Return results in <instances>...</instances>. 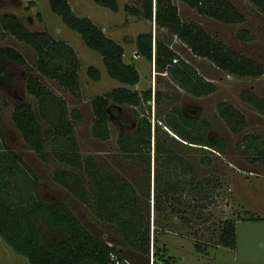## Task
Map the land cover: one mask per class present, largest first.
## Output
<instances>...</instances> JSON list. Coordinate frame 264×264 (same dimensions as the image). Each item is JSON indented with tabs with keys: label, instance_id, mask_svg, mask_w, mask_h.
<instances>
[{
	"label": "trees",
	"instance_id": "16d2710c",
	"mask_svg": "<svg viewBox=\"0 0 264 264\" xmlns=\"http://www.w3.org/2000/svg\"><path fill=\"white\" fill-rule=\"evenodd\" d=\"M95 1L114 10L119 7L118 0ZM183 1L200 13L224 21L243 19L242 12L231 0ZM251 1L264 11V0ZM48 2L65 23L80 32L88 46L100 52L107 73L121 82L104 92L91 95L89 99L93 112L90 131L99 139L107 138L109 135L106 111L108 98L118 102L139 103L143 97L149 94V89H144L139 94L138 90L127 85L134 84L139 78V73L132 61L124 60L123 46L119 41L108 35L88 15L75 14L68 0H48ZM140 4L143 16L151 18L152 0H140ZM123 7L135 14L140 12L137 6L126 2ZM153 17L157 26H165L168 30L176 33L189 45L192 52L210 58L222 68L251 75L260 74L263 71L261 62L239 53L224 43L221 38L212 35L198 20L182 19L174 0H154ZM0 24L31 45L35 51L34 61L24 75V85L27 91L35 96L36 105L34 106L30 99L25 98L16 102L10 111L11 119L24 142L40 158L56 160L57 164L51 174L52 180L61 185L74 199L87 205L94 219L105 223L128 245L147 253L150 229L146 216L148 215V203L145 204L143 200L149 195L152 159L151 136L153 144L152 178L157 182H159L161 173L154 171L155 165L158 167V165L172 161L174 166L180 167L179 169L184 172L193 170L194 165L191 158L170 144L171 139L178 141L179 139L174 138L173 135L167 137L158 132L162 122H158V118L157 121L154 120L151 123L149 114L146 112L138 117L133 129H118L117 147L111 151V154L116 157L129 158L132 163H136L141 173L139 177L137 174L134 175L135 172L130 175L126 174L121 163L110 158L107 154L82 153L73 128L74 119L81 116L79 109L75 106L68 109L65 98L54 92L40 76L42 74L50 77L60 86L73 93H78L80 61L75 48L68 41L55 38L45 28L32 29L28 27L21 16L11 10L0 12ZM134 38L135 51L152 60L151 29L137 32ZM175 53L176 51L169 46L166 40L157 35L154 36V62L159 67L158 69H163L165 63ZM6 60L24 63L25 58L14 45L0 43V83L8 85L12 80V72L6 68ZM170 70L173 74H178L180 83L188 86L193 93L200 94L213 87L209 79L202 77L184 59L174 63ZM193 72L195 76L191 80L190 74ZM87 73L93 78H98L100 71L96 65L90 63L87 66ZM246 90L248 89H241L240 96L264 112V96H258ZM158 93L159 91H156V99L159 97ZM52 102L57 106L56 112L47 107ZM217 109L231 128L238 129L243 126L245 121L243 113L228 100H220L217 103ZM201 118L203 119V117L188 116L179 106L174 105L167 114L164 124L173 129L181 138L191 142L184 141L186 146L198 145L218 148L222 145V138H215L209 134L207 138H204L203 132L207 130L208 122L205 118L202 122ZM189 132L192 133L189 135ZM3 136L0 126V221L8 219L9 222L11 219L13 228L15 223L19 229L22 228L21 235L23 237L19 240L15 239L18 231L12 235L5 234L3 231L1 233L14 248L27 254L33 264H107L109 252L112 250L122 258L115 264H141L128 260L122 254L120 244L109 242L105 237L95 234L74 211L67 197L49 196L52 199H44L36 188L38 176L35 170L21 152L5 141L3 142ZM263 139H260L261 144L264 143ZM260 150L262 149L260 148ZM17 165L24 171H27L26 168L30 169L29 179L31 181L23 179L20 174L17 182L18 191L15 192V188H13L14 193L17 194H12L10 190L16 185L15 180L13 183L11 182L12 185L8 186L2 179L5 172L8 171L7 167H10V170L14 172L13 168ZM137 184L143 185V192L139 190ZM180 185L181 181L178 178L165 177L163 186L156 187L153 192L154 207H164L165 203L161 201V196L170 191L173 201H168L167 205L170 209L182 211L179 202L183 201L186 203L185 205L190 202L184 201L181 195L176 192ZM19 187H23V189H19ZM172 192L176 193L172 194ZM127 203L129 207H127ZM109 207L111 211H108ZM116 208L117 213H112ZM182 217L183 220H188L189 216L183 215ZM233 232L232 219L230 217L222 218L216 234V241L232 243ZM152 239V243H154L156 240L154 228ZM194 243L197 248L202 247L199 239L194 240ZM165 247L164 244L156 246L153 252L158 250L163 252ZM163 261L171 264L175 260L171 254L167 253Z\"/></svg>",
	"mask_w": 264,
	"mask_h": 264
},
{
	"label": "rangeland",
	"instance_id": "374dc122",
	"mask_svg": "<svg viewBox=\"0 0 264 264\" xmlns=\"http://www.w3.org/2000/svg\"><path fill=\"white\" fill-rule=\"evenodd\" d=\"M174 1L182 19L198 20L212 35L221 38L224 43L239 53L261 62L263 71L256 75L240 74L222 68L206 56L192 52L189 45L176 33L165 26L155 24L154 0H152L151 18L143 16L140 0H118L119 7L115 10L95 0H68L75 14L88 15L108 35L122 44L124 60L132 61L139 73L138 80L130 85L138 88L150 86V99L143 97L137 109L147 112L149 108L151 123L153 121L152 92L155 89L159 91V97L154 102L155 121L159 118L158 122L165 123V118L172 106L177 105L186 115L203 117L207 120L208 127L203 132L204 138H207L208 134L215 138H222V145L218 148L198 145L189 147L184 144L185 139H180L177 133L176 137L160 123L158 132L167 137L173 135L174 138H178L179 141L170 138L172 142L169 143L177 147L176 149H180L181 153L188 155L194 167L192 171L184 172L179 169L180 167L174 166L172 161L163 165L160 163L158 167L155 165L154 171L161 173L159 182H157L152 178L153 160L151 159L149 195L143 200L145 204L148 203V215L146 216L150 229L147 253L128 245L105 223L94 219L87 205L74 199L61 185L52 180L51 174L57 164L56 160L40 158L24 142L11 119L10 111L15 102L24 98L30 99L34 106L36 105L35 96L27 91L24 85V75L34 61L35 51L31 45L0 24V43L14 45L25 58L24 63L15 60L5 61L6 68L12 72V80L8 85L0 83V126L4 134L3 142L5 141L21 152L35 170L38 176L37 191L42 197H67L74 211L88 227L109 242L120 244L121 252L128 260L149 264L153 259V263L157 264L164 262V256L168 253L175 260L171 264H264V143L260 142V139L264 138V112L244 100L239 93L241 89L246 88L248 89L246 91L264 96V11L251 0H231L242 12L243 19L224 21L198 12L183 0ZM125 2L137 6L140 12L135 14L126 10L123 7ZM6 10L16 12L30 28H45L55 38L66 40L75 48L80 59L78 93H73L60 86L50 77L42 74L40 76L54 92L65 98L68 109L73 106L79 109L81 116L74 119L73 128L80 151L107 154L121 163L126 174L130 175L135 172L134 175L137 174L139 177L141 173L136 163H132L129 158L116 157L111 154V151L117 147L118 128L125 127V123L119 121L118 116L110 114L107 138L99 139L90 131V121L93 116L90 96L104 92L120 83L118 79L107 73L100 52L88 46L80 32L65 23L61 16L51 8L48 0H0V12ZM150 27L152 53L154 51L153 38L157 35L173 47L179 60L185 57L191 68L193 66L197 73L212 82L211 90L200 94L193 93L188 86L180 83L178 74L172 73L170 68L173 64L164 69L155 68V76H153L149 58L141 53H135L134 38L137 32ZM90 63L99 68L98 78H93L87 73V66ZM32 69H34L33 66ZM190 75L193 80L194 72ZM153 77H155L154 82ZM220 100H228L243 113L245 121L241 128H231L220 115L217 109V103ZM47 107L53 112L57 111V106L53 102ZM131 108L134 107L123 104L121 110L130 112ZM123 111L122 114H124ZM127 116L130 117V115ZM203 119L202 122H204ZM131 126L132 121H129L127 127ZM170 130L173 131V129ZM191 133L189 132V135ZM150 148L152 150V136ZM7 169L2 181L9 186L15 180L16 185L11 188L10 193L17 194L14 193L13 188L15 192L18 191L19 175L21 174L23 179L30 182V169L26 168L27 171H24L19 165L14 166V172L10 170V167ZM167 176L172 179L173 177L178 178L181 181L180 188L176 192L184 201L190 202L188 205H185L183 201L179 202L182 211L170 209L167 205L168 201H173L170 191L161 196V201L165 203L164 207L156 208L153 205V192L156 187L163 186V181ZM142 187V184L138 185L141 192L144 191ZM110 207L108 211H111ZM127 207H129L128 203ZM112 213H117V208ZM183 215L189 216L188 220H183ZM224 217H230L233 221L232 243L216 241L220 220ZM3 221L4 219L0 221V226L2 224L0 227V264H33L27 254L14 248L1 233L3 231L5 234L12 235L18 231L19 234H16L15 239L19 240L23 237L22 228L19 229L16 223L13 228L11 219L9 222L8 219ZM153 228L156 234L154 243H152ZM196 239L201 241V248L196 247L194 243ZM163 244L166 245L163 252L159 250L153 252L156 246Z\"/></svg>",
	"mask_w": 264,
	"mask_h": 264
},
{
	"label": "flooded vegetation",
	"instance_id": "af4514ba",
	"mask_svg": "<svg viewBox=\"0 0 264 264\" xmlns=\"http://www.w3.org/2000/svg\"><path fill=\"white\" fill-rule=\"evenodd\" d=\"M170 47H171V45H169ZM173 48V47H172ZM135 53H137V52H135ZM152 60H150V64H151V72H152V74H153V76H155V68L156 69H158L157 68V66L155 65V62H154V51H153V53H152ZM183 57V56H182ZM183 59L185 60L186 58L185 57H183ZM179 60V57H178V59L176 60V61H178ZM176 61H173V62H170L169 64H167V65H165V67L164 68H166V67H168V66H171L172 64H174V63H176ZM186 61H187V59H186ZM163 68V69H164ZM151 80V79H150ZM155 81V77H153V82ZM127 85H129L130 87H132V88H135L136 90H138V93L139 94H141V91H143L144 89H149V94L146 96L147 98H148V100L150 99V95H151V91H150V86L149 87H141V88H138L137 86H135V85H130V84H127ZM114 86V85H113ZM112 87V86H111ZM110 87V88H111ZM109 89V88H108ZM108 89H106V90H108ZM156 91L157 90H153V92H152V100H153V121H154V118H155V109H154V102H155V100H156ZM25 99V98H24ZM109 100H108V102H107V104H106V111H107V114H108V122H109V119H110V114H113V115H116V116H118V118H120V119H118L119 121H121V122H123V123H125V127H120V128H118V129H133L134 127H135V125H136V122H137V119H138V117L141 115V114H143V113H145L144 111H142V110H140V111H138V109H137V105L139 104V103H141L142 101H143V98H142V100H141V102H139V103H130V102H118V101H115V100H113L112 98H108ZM22 100V99H21ZM16 103V102H15ZM14 103V104H15ZM13 104V105H14ZM123 104H128V105H131V106H133L134 108H131V111L130 112H127V111H123V109L121 110V107H122V105ZM12 105V106H13ZM134 109V110H133ZM137 110V111H136ZM123 111V113L124 114H122L121 112ZM146 113H148L149 114V118H150V111H149V108H147V112ZM125 115V116H124ZM127 115H130V117L128 118V116ZM189 116H192V115H189ZM122 117V118H121ZM129 121H132V126L131 127H127L128 126V122ZM153 121H152V123H153ZM177 137V136H176ZM180 139H182V140H184L183 138H181L180 137ZM184 141H186V140H184ZM189 142V141H188ZM189 143H191V142H189ZM153 145V144H152ZM202 145H204V144H202ZM205 146V145H204ZM151 153H152V160H153V148H152V150H151ZM263 153H264V150H263Z\"/></svg>",
	"mask_w": 264,
	"mask_h": 264
},
{
	"label": "built area",
	"instance_id": "2783aa9c",
	"mask_svg": "<svg viewBox=\"0 0 264 264\" xmlns=\"http://www.w3.org/2000/svg\"><path fill=\"white\" fill-rule=\"evenodd\" d=\"M178 57H179V56H178L176 53L173 54V55L171 56L170 60H168V61L165 63V65L169 64L170 62L176 61V60L178 59ZM163 126H164L167 130H169L173 135L177 136V134H176L174 131L170 130V129L166 126V124L163 123ZM121 259H122V258L118 256L117 252L114 251V250H112V251L109 252V260H108L107 264H115V263H117L118 261H120ZM124 259H125V258H124ZM149 264H154V263H153V259H151V261H150ZM161 264H169V263H168V262H162Z\"/></svg>",
	"mask_w": 264,
	"mask_h": 264
},
{
	"label": "crops",
	"instance_id": "0c3cea01",
	"mask_svg": "<svg viewBox=\"0 0 264 264\" xmlns=\"http://www.w3.org/2000/svg\"><path fill=\"white\" fill-rule=\"evenodd\" d=\"M6 11H9V10H6ZM22 18V17H21ZM29 27V26H28ZM32 29H34V28H32ZM150 29H151V27H150ZM153 40H154V38H153ZM78 54V53H77ZM79 57V56H78ZM79 61H80V59H79ZM121 83V82H120ZM119 84V83H118ZM37 183H38V181H37ZM36 188H37V184H36ZM41 195V194H40ZM44 199H48V198H50V199H52V197H43Z\"/></svg>",
	"mask_w": 264,
	"mask_h": 264
}]
</instances>
